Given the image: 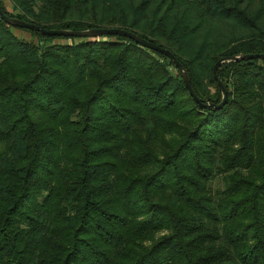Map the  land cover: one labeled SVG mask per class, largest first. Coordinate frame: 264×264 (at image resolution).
<instances>
[{
  "label": "trees",
  "instance_id": "trees-1",
  "mask_svg": "<svg viewBox=\"0 0 264 264\" xmlns=\"http://www.w3.org/2000/svg\"><path fill=\"white\" fill-rule=\"evenodd\" d=\"M8 2L45 29L168 49L213 106L215 61L264 53V0ZM216 75L226 101L203 107L126 37L0 19V264H264V58Z\"/></svg>",
  "mask_w": 264,
  "mask_h": 264
},
{
  "label": "water",
  "instance_id": "water-1",
  "mask_svg": "<svg viewBox=\"0 0 264 264\" xmlns=\"http://www.w3.org/2000/svg\"><path fill=\"white\" fill-rule=\"evenodd\" d=\"M0 19L7 25L16 26V27L25 28V29H32L34 31L41 33L42 35H48V36L90 38V37H100V36H106V35H117L121 37H126L145 48L156 51L162 54L163 56H165L168 59V61L177 69L179 76L183 82V85L186 88L190 97L196 103H199L200 106H203V107L219 108L226 101V88L223 85L222 81L216 75V68L218 67L219 64L228 62V61H239V60L252 59V58H264V53L237 54V55H232V56H222L218 58L213 64L211 68V72H212V77L216 81V84L218 86L221 98H220V101L213 106V104L210 102H204V103L200 102V100L197 98V96L195 95V93L193 92L190 86L189 78L182 64L177 60V58L168 49L163 48L153 42L147 41L131 31L125 30L123 28H117V27L87 28L83 30H72L68 28L45 29L32 22H27V21H24V20H21V19L12 17V16H7L2 12L1 9H0Z\"/></svg>",
  "mask_w": 264,
  "mask_h": 264
},
{
  "label": "rangeland",
  "instance_id": "rangeland-1",
  "mask_svg": "<svg viewBox=\"0 0 264 264\" xmlns=\"http://www.w3.org/2000/svg\"><path fill=\"white\" fill-rule=\"evenodd\" d=\"M3 2H4V5H5L6 9H7L8 11H10L8 0H3ZM13 32H14L16 35L22 36V37H24V38H28V37H29L28 34H27L26 32H22V31H19V30H13Z\"/></svg>",
  "mask_w": 264,
  "mask_h": 264
}]
</instances>
